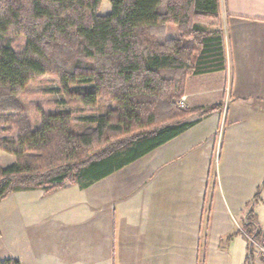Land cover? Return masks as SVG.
<instances>
[{"label":"trees","instance_id":"1","mask_svg":"<svg viewBox=\"0 0 264 264\" xmlns=\"http://www.w3.org/2000/svg\"><path fill=\"white\" fill-rule=\"evenodd\" d=\"M103 1L0 0V150L15 156L0 200L89 187L220 108L179 101L190 76L227 68L225 0ZM243 232L260 257L264 233Z\"/></svg>","mask_w":264,"mask_h":264},{"label":"crops","instance_id":"2","mask_svg":"<svg viewBox=\"0 0 264 264\" xmlns=\"http://www.w3.org/2000/svg\"><path fill=\"white\" fill-rule=\"evenodd\" d=\"M223 13L227 68L190 76L184 94L188 109L221 106L194 115L195 123L168 142L169 177H156V170L136 184L132 177L139 171L123 176L124 167L86 188L67 183L50 192L21 190L33 202L24 200L18 210L19 235L9 257L21 264H200L207 190L225 102L233 104V114L221 148L227 153L229 175L247 176L249 183L241 184L249 197L236 192L235 201L224 199L223 204L229 210L232 204L239 215V231L244 233L245 226L252 230L254 212L248 205L262 179L248 178L256 164L257 174H264V0H225ZM254 226L264 233L261 222ZM244 253V263L250 257V264H264L258 254L255 260L253 252Z\"/></svg>","mask_w":264,"mask_h":264},{"label":"rangeland","instance_id":"3","mask_svg":"<svg viewBox=\"0 0 264 264\" xmlns=\"http://www.w3.org/2000/svg\"><path fill=\"white\" fill-rule=\"evenodd\" d=\"M111 3L109 1H103L101 13L107 14L111 11ZM226 27H224L225 29ZM56 86L55 82L48 85ZM61 96L57 95V98ZM39 100H48L51 98L47 94H38L35 96ZM233 105V104H232ZM229 102L224 104V119L220 121L219 127L217 128V139L220 136V141L216 146V150L213 154L212 166H211V176L209 179V186L207 190L206 197V208H205V220H206V233L204 236H200V240L203 244L202 253H200V264H250L251 258L247 259L244 263V251L249 254L250 251L254 253L255 260H258V255L252 250V246L245 236V233L239 231L238 227L242 226V221L238 214L234 212L233 205L231 204V210L225 209L223 204L224 199L229 203L230 201H235V196L239 195L236 192H241L245 197L246 195L245 187L241 184L242 182L247 185V176L238 175L236 178L229 175L227 164L228 158L225 149L221 148L222 137L226 132L228 134L229 127L231 124V117L233 112V106ZM50 107V106H47ZM67 107V106H61ZM216 144V142H215ZM15 156L6 151L0 150V165L7 166L13 163ZM257 165V164H256ZM254 167L253 176L248 178L251 182L256 180H261L259 186L255 188L254 194L260 189V194L249 201V209L253 208L254 212V224L261 222V226L264 228V185H261L264 181V174H257V166ZM217 168L220 173H217ZM158 170L155 174L156 177L168 176L167 171H169V143L161 146L160 148L149 153L143 159L128 165L123 170V176H128L131 172L139 171L136 175L132 177L135 181L134 183L141 182V176L147 177L152 172ZM129 180L125 177L123 180ZM237 179V186L234 188L232 186V181ZM218 186L217 190L215 187ZM236 189V191H233ZM220 190V191H219ZM38 192V191H37ZM31 197L29 193L25 191L12 192L6 198L0 200V258L6 259L9 257V248L11 246L16 247L15 236L19 235V229L17 227V214L18 210L21 209V205L24 200L28 202H33L29 199ZM240 202V200H238ZM18 203V204H16ZM248 204V203H247ZM234 212V213H233ZM9 217V220H8ZM231 217V218H230ZM13 223V228L10 223ZM240 226H239V225ZM253 224V227H254ZM250 230L249 227L245 226L244 230L249 231L254 237L263 236V234H257L256 230ZM11 230H10V229ZM12 230H14L12 232ZM191 236H186L190 239ZM258 239V237H257ZM264 261V259L260 256ZM243 260V262H242ZM223 262V263H222Z\"/></svg>","mask_w":264,"mask_h":264},{"label":"built area","instance_id":"4","mask_svg":"<svg viewBox=\"0 0 264 264\" xmlns=\"http://www.w3.org/2000/svg\"><path fill=\"white\" fill-rule=\"evenodd\" d=\"M185 101H186V97L184 96V97H182V98L180 99V101H179V106H181V107H186V103H185ZM251 241H252L253 243H255L254 245H255V247L257 248V250H258L260 256L264 259V244H259V243L255 242L254 240H251Z\"/></svg>","mask_w":264,"mask_h":264}]
</instances>
